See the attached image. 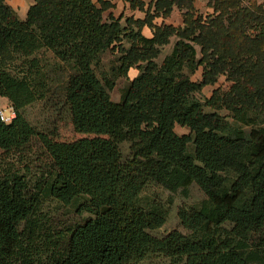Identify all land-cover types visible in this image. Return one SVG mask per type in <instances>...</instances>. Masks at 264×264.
Returning <instances> with one entry per match:
<instances>
[{"label": "trees", "instance_id": "obj_1", "mask_svg": "<svg viewBox=\"0 0 264 264\" xmlns=\"http://www.w3.org/2000/svg\"><path fill=\"white\" fill-rule=\"evenodd\" d=\"M132 1L145 16L122 22L104 0H35L25 18L0 0V96L15 112L0 119L1 155L22 160L33 139L46 155L34 177L0 164V264H264V0H208L207 14L193 0H155L152 11ZM174 6L182 25L153 22ZM221 75L228 88L202 97ZM50 97L95 133L36 130L24 109ZM193 184L204 197L179 208L184 230L154 235L168 216L159 191L171 204ZM49 198L87 216L58 226Z\"/></svg>", "mask_w": 264, "mask_h": 264}, {"label": "rangeland", "instance_id": "obj_2", "mask_svg": "<svg viewBox=\"0 0 264 264\" xmlns=\"http://www.w3.org/2000/svg\"><path fill=\"white\" fill-rule=\"evenodd\" d=\"M174 38L170 39V42L162 47L161 53L156 58L160 62L163 56L168 53L173 45ZM103 62L106 67L110 66V61L113 59V54L110 51H106L102 56ZM138 71L134 68H129L126 75L120 76L115 87L110 91L111 98L113 100H119L122 88L127 84V79L136 75ZM97 74L99 71L97 70ZM193 79L200 78V72L193 75ZM229 83L225 81L223 75L219 76L218 82L214 85H208L204 87L202 91V97L211 98L215 90L219 91L221 89H227ZM8 101V100H7ZM4 104H0V108H4V112L8 113L9 101ZM55 98L51 97L49 100H39L36 101L24 109V115L29 120V122L36 128V130L48 132L57 140H73L81 136H91L95 132L88 128H78L75 127L64 114L63 111L58 109L59 107L55 105ZM54 104V105H53ZM175 131L178 133L188 132L185 127L180 125L175 126ZM122 151L126 153L128 151V144H122ZM14 160L16 158L10 157L7 160L3 158L0 150V164L5 162L15 163V166L21 168L23 172L26 169V165H30L31 176L34 177L35 173L44 166L46 161V155L43 148L39 145L36 139L32 140L31 148L25 153L24 158ZM13 161V162H12ZM30 175V174H29ZM156 191V189H152ZM161 193V201L165 203L168 207V216L166 221L158 229L153 230L152 233L156 236H163L173 229L184 230L180 223L178 217V210L180 207L190 206L197 204L201 199H203V192L197 187L196 184L191 185L189 197L185 198L180 195L175 194L173 196V202L171 204L166 203L165 200L168 199L170 195L167 191H159ZM43 210L52 218L54 224L60 226L61 224H74L76 222L82 221L83 218L87 216V213L79 214L70 205H62L59 202L49 198L43 204ZM164 261L161 259H153L152 263L161 264Z\"/></svg>", "mask_w": 264, "mask_h": 264}, {"label": "crops", "instance_id": "obj_3", "mask_svg": "<svg viewBox=\"0 0 264 264\" xmlns=\"http://www.w3.org/2000/svg\"><path fill=\"white\" fill-rule=\"evenodd\" d=\"M12 8H14L20 18H25L27 14V10L30 5L33 4L35 0H5ZM93 2L99 4V0H92ZM111 3L105 11V15L108 13H112L114 16L122 15L121 21L124 22L125 17H133V18H144L145 11L140 9V6L132 0H104ZM144 9H153V4L155 0H141ZM258 2H262V0H258ZM208 0H193L194 8L197 10V14L203 13H211L213 8L207 5ZM153 22L160 25L162 23L173 24L174 26H180L183 24L182 10L173 7L171 13L167 17L157 16L153 19ZM142 33L146 37L152 36V29L144 25L142 27ZM174 37H171V39ZM175 39V38H174ZM138 69L136 67H131V69ZM138 74V73H137ZM136 74V75H137ZM133 77L129 78L132 79ZM193 77V76H192ZM196 80V79H195ZM8 99L0 96V104L6 103ZM117 101V100H116ZM8 102V101H7Z\"/></svg>", "mask_w": 264, "mask_h": 264}, {"label": "built area", "instance_id": "obj_4", "mask_svg": "<svg viewBox=\"0 0 264 264\" xmlns=\"http://www.w3.org/2000/svg\"><path fill=\"white\" fill-rule=\"evenodd\" d=\"M15 116V112L12 110L11 107L8 109V113L4 112V108H0V119L5 122H10L13 117Z\"/></svg>", "mask_w": 264, "mask_h": 264}]
</instances>
